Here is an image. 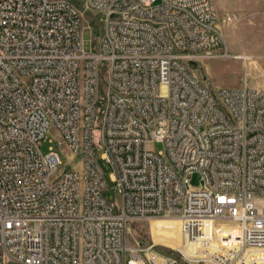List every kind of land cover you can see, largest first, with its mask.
Wrapping results in <instances>:
<instances>
[{
	"label": "built area",
	"instance_id": "2783aa9c",
	"mask_svg": "<svg viewBox=\"0 0 264 264\" xmlns=\"http://www.w3.org/2000/svg\"><path fill=\"white\" fill-rule=\"evenodd\" d=\"M88 11L102 28L86 50ZM229 56L213 0H0V264H179L126 243L152 217L220 245L216 264L264 251V88L212 91L190 70ZM50 126L80 169L40 151Z\"/></svg>",
	"mask_w": 264,
	"mask_h": 264
},
{
	"label": "rangeland",
	"instance_id": "374dc122",
	"mask_svg": "<svg viewBox=\"0 0 264 264\" xmlns=\"http://www.w3.org/2000/svg\"><path fill=\"white\" fill-rule=\"evenodd\" d=\"M213 1L230 56L227 58L199 57L190 62V70L201 83L212 91L223 87H239L244 82L249 86L264 85V0ZM227 13H233L236 16L232 26L222 22V18ZM101 17L100 13L92 11L86 12L83 17L84 22L91 27L83 29L81 34L86 50L97 48V34L102 28ZM238 54L247 55V61L233 57ZM150 147L154 151L163 149V145L158 142L151 144ZM39 148L42 153L48 152L50 148L58 152L61 159L58 170L80 169L79 156L72 154L65 144L57 142L53 127H49ZM101 152V149L97 151L98 158ZM99 162L108 180L110 167L103 160ZM189 180L192 186H198L200 183L197 173L192 174ZM108 199L115 204L119 202L112 193H109ZM125 240L127 244L137 242L144 244L154 241L158 243V248L174 257L179 264H216L217 260L220 262L224 260L218 257L217 252L226 253L225 249L215 243L209 246L202 242L184 245L179 221L171 219L152 217L146 220L129 221ZM181 245L189 252L205 254L207 261L190 262L183 259L177 251ZM246 257L247 261L250 259L252 262L249 264H264V251H250L247 252Z\"/></svg>",
	"mask_w": 264,
	"mask_h": 264
},
{
	"label": "bare ground",
	"instance_id": "6f19581e",
	"mask_svg": "<svg viewBox=\"0 0 264 264\" xmlns=\"http://www.w3.org/2000/svg\"><path fill=\"white\" fill-rule=\"evenodd\" d=\"M245 55V54H244ZM233 57H236V58H239V55H235V56H233ZM162 219H166V220H168V219H171V220H177V219H174V218H162ZM178 221V220H177Z\"/></svg>",
	"mask_w": 264,
	"mask_h": 264
},
{
	"label": "crops",
	"instance_id": "0c3cea01",
	"mask_svg": "<svg viewBox=\"0 0 264 264\" xmlns=\"http://www.w3.org/2000/svg\"><path fill=\"white\" fill-rule=\"evenodd\" d=\"M253 87H257V88H264V85H254Z\"/></svg>",
	"mask_w": 264,
	"mask_h": 264
}]
</instances>
